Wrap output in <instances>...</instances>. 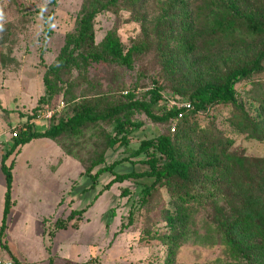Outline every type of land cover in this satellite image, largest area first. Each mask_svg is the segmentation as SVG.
<instances>
[{"label": "rangeland", "instance_id": "rangeland-1", "mask_svg": "<svg viewBox=\"0 0 264 264\" xmlns=\"http://www.w3.org/2000/svg\"><path fill=\"white\" fill-rule=\"evenodd\" d=\"M82 3L83 0H0V141L5 151L11 147L6 139L13 141V134L23 129L22 114L29 115L44 93L42 79L46 66L59 54L66 34L74 31ZM141 14L143 20L133 21L126 9H111L99 14L95 23L96 43L101 42L109 30H115L126 47L136 41L146 45L135 55L134 69L103 62L94 63L87 71L73 69L64 76L63 83L72 91V99L61 93L40 111L58 109L64 103L53 120L69 113L72 106L85 98L108 97L118 102L133 93L136 99L150 101L148 91L154 86H160L161 98L152 99V111L159 117L172 107L188 102L191 89L178 83L176 75L170 71V58L162 56L157 47L156 32L164 12L156 0H144ZM263 51L264 42L249 40L239 51L223 59L222 71H208L204 78L208 82L219 81L226 68L235 64L250 65ZM229 52L228 48L224 54ZM260 64L263 71L237 84L240 98L235 105L255 118H258V110L264 117L261 103L264 58ZM235 106L214 103L191 118L216 137L232 141L229 152L251 160L264 158V138H253L230 123ZM132 118L142 125L129 133L127 146L107 148L106 140L113 133V122L99 121L89 123L78 134L63 135L58 141L34 139L18 156L9 158L8 163L14 157L13 193L24 218L19 219V213L13 209L15 212L7 222L0 244L7 257L12 256L16 264H50L51 261L53 264H165L168 250L161 238L166 224L162 211L170 207L166 188L157 187L143 203V189L151 183L150 178L144 177L115 182L97 196L114 173L100 175L95 189L90 188L92 179L86 174V169L101 154L104 163L93 172L124 158L128 160L118 164L115 173L148 169L142 163L145 155L130 157L131 153L144 139L174 133L175 117L160 121L136 111ZM49 122L37 116L32 118L36 129ZM224 190L229 196H235L233 183ZM5 193L4 174L0 170V225ZM224 199L218 197L227 208ZM191 205L193 216L189 233L181 241L171 264H243L226 246L212 203L192 202ZM83 208L87 210L79 219L75 215L68 220L67 229L55 231L57 219L66 220L72 212Z\"/></svg>", "mask_w": 264, "mask_h": 264}, {"label": "trees", "instance_id": "trees-1", "mask_svg": "<svg viewBox=\"0 0 264 264\" xmlns=\"http://www.w3.org/2000/svg\"><path fill=\"white\" fill-rule=\"evenodd\" d=\"M156 2L165 14L156 32L158 50L162 56L170 58V71L176 75L178 83L191 89L188 102L192 108L174 106L164 116L155 115L152 111L153 101L159 100L161 95L160 86H154L148 91V94H151L150 101L136 99L133 93L118 102H113L108 97L85 98L72 106L69 113L50 120L49 124L41 129H36L32 118L39 114L45 104L52 103L61 93L72 99V91L63 86L67 73L73 69L87 71L94 63L101 62L134 69L135 55L146 47L141 41L126 47L115 30H109L101 42L95 41V23L99 14L111 9H126L131 20H143L141 9L144 0H83L74 31L66 34L59 54L46 66L42 79L44 93L29 115L22 114L25 119L23 129L17 132L12 146L2 156L1 168L5 176L6 193L0 225V244L7 229L8 214L13 206L14 157L10 163L8 160L17 155L22 146L39 138L58 141L63 135L78 134L89 123L99 121L113 122V133L109 134L106 140L107 148L127 146L129 133L142 125L133 120L134 112L143 111L152 119L162 121L176 118L178 113L183 111V117L178 120L174 133H163L144 139L131 153L130 157L146 156L142 163L148 166L147 170L115 173V167L128 160L124 158L99 167L93 172L97 166L104 163V156L101 154L100 158L92 161L86 169V174L92 179L90 188L95 189L100 175L106 172L114 173V177L97 196L115 182L144 177L150 178L151 183L146 184L143 189V203L157 187L166 188L170 195V207L162 211L166 224L161 238L168 250L165 264H171L181 241L189 233L193 216L192 202L212 203L224 242L238 262L264 264V158L251 160L229 152L228 146L232 141L216 137L215 133L201 127L191 118L214 103L223 102L235 106L240 98L237 84L250 79L255 72L263 71L260 62L264 58V51L257 54L250 65L235 64L226 68L217 79L219 81L208 82L204 78L208 71H222L223 59L231 52L239 51L249 40L264 42V2ZM46 32H49V28ZM228 48L230 52L224 54ZM42 51L41 48V53ZM261 103L264 107V93ZM242 111L235 106L230 123L235 129L246 132L253 138L263 139L264 117H261V110H258V118ZM230 183L234 184L235 196H229L224 190ZM124 193L127 194L128 191ZM219 196L225 198L227 208L218 201ZM86 210L83 208L74 211L66 220L57 219L54 223L55 231L67 229L68 220L75 215L79 219L80 214ZM14 262L16 264L15 260ZM50 264H53L52 261Z\"/></svg>", "mask_w": 264, "mask_h": 264}, {"label": "built area", "instance_id": "built-area-1", "mask_svg": "<svg viewBox=\"0 0 264 264\" xmlns=\"http://www.w3.org/2000/svg\"><path fill=\"white\" fill-rule=\"evenodd\" d=\"M63 106H64V103H62V105L59 106L58 109H54V110L45 109V111H40L39 114L37 115V117L39 120L44 119V120L49 121L52 119L53 115L56 112H59L60 109L63 108ZM180 107H183L185 109H189V108H192V105H191V103L186 102V103L182 104ZM181 117H183V111H180L178 113V115L176 116L175 126H173V128H172L173 130H175L177 122ZM13 135L16 136L17 133L15 132ZM0 264H15L14 260L11 257H7L6 255H3L2 251H1V247H0Z\"/></svg>", "mask_w": 264, "mask_h": 264}, {"label": "crops", "instance_id": "crops-1", "mask_svg": "<svg viewBox=\"0 0 264 264\" xmlns=\"http://www.w3.org/2000/svg\"><path fill=\"white\" fill-rule=\"evenodd\" d=\"M16 115H19V116H21V114H17L16 113ZM40 122V121H39ZM43 122V121H42ZM41 123V122H40ZM39 123V124H40ZM40 126H42V125H40ZM6 135H7V133H6ZM40 139H42V138H40ZM7 141H8V143H9V146H12V144H13V141H11L10 139V141L8 140V139H6ZM8 143H7V145H8ZM25 146V145H24ZM24 146H22L21 147V149H20V152L23 150V148H24ZM5 147V145H2V143H1V141H0V170H1V172H2V168H1V159H2V156H3V154L9 149H6V151H5V149H3ZM19 152V153H20ZM18 153V154H19ZM16 156V155H15ZM14 156V157H15ZM18 156V155H17ZM13 158V157H12ZM9 161V160H8ZM4 174V173H3ZM14 178V177H13ZM14 180V179H13ZM4 183H5V176H4ZM15 184H16V182H13V189H12V201H13V206H12V208H11V210H10V213L8 214V219H7V222L12 218V214H14L13 212H17V213H19V219L21 218V217H23L24 218V214H22L23 212L19 209V208H17V203H15L16 202V198L14 197V193H13V190H15L14 189V187H15ZM6 187V186H5ZM16 206V207H15ZM15 211H14V210ZM19 210V211H18ZM12 220V219H11ZM3 253V252H2ZM3 255H5L4 253H3ZM11 258H12V256H10ZM13 259V258H12Z\"/></svg>", "mask_w": 264, "mask_h": 264}]
</instances>
